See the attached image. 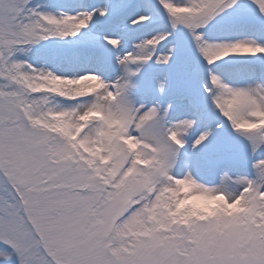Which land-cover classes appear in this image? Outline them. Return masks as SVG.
Here are the masks:
<instances>
[{
    "label": "snow or ice",
    "instance_id": "6c2138e0",
    "mask_svg": "<svg viewBox=\"0 0 264 264\" xmlns=\"http://www.w3.org/2000/svg\"><path fill=\"white\" fill-rule=\"evenodd\" d=\"M0 264H264V0H0Z\"/></svg>",
    "mask_w": 264,
    "mask_h": 264
}]
</instances>
